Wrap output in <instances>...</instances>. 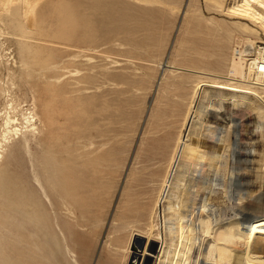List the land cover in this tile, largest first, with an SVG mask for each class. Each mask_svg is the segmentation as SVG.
Here are the masks:
<instances>
[{
    "label": "rangeland",
    "instance_id": "rangeland-1",
    "mask_svg": "<svg viewBox=\"0 0 264 264\" xmlns=\"http://www.w3.org/2000/svg\"><path fill=\"white\" fill-rule=\"evenodd\" d=\"M224 2L42 0L25 15L24 0L8 6L0 0V115L12 105L20 126L32 115L37 119L0 152V183L6 186L0 195V264H132L135 253L148 248L144 237L139 250L133 235L142 225L124 224L140 218L146 191L165 172L180 130L188 134L189 126L179 122L183 102L198 85L195 104L203 90L222 94L237 87L213 76L228 78L239 70L237 24L246 21L228 14ZM18 21L38 38L36 64L51 56V71L40 73L34 63L35 71L25 72ZM207 124L195 138L199 146L204 137L210 143L206 134L218 135L219 123ZM61 139L67 140L64 171L80 196L70 212L47 186L41 161L45 143ZM10 192L28 204L39 201L49 225L47 243L38 238L32 217L6 206ZM162 215L163 204L160 235L153 232V251H147L150 264H160L165 246Z\"/></svg>",
    "mask_w": 264,
    "mask_h": 264
},
{
    "label": "bare ground",
    "instance_id": "bare-ground-1",
    "mask_svg": "<svg viewBox=\"0 0 264 264\" xmlns=\"http://www.w3.org/2000/svg\"><path fill=\"white\" fill-rule=\"evenodd\" d=\"M11 1L1 0L4 6ZM41 1L24 0L27 9L23 14L36 9ZM224 5L228 14L246 21L237 24L241 30L237 46L241 53L239 70L228 78L213 76L229 79L237 87L228 89L232 93L222 94L203 90L199 103L195 104L198 85L192 99L183 102L187 107L179 122L182 128L189 126L188 134L185 136L180 130L174 152L165 163V172L153 179L152 187L146 191L143 207L137 211L140 218L124 224L134 227L140 223L142 229L133 235L137 240L145 237L148 243L142 253H135L132 264H150L147 251H153V232L156 230V236L160 235L157 219L162 204L165 246L160 264H264V39L261 37L264 0H225ZM18 22L22 65L31 74L41 46L33 42L38 39L35 32ZM44 59L36 64L40 73L55 67L51 56ZM13 113L10 105L0 115V152L16 136L26 133L25 129L36 125L35 115L20 126ZM207 121H217L219 132L216 138L206 134L210 143L207 146L204 137L203 145L199 146L195 138L203 127H211ZM52 143H45L41 156L47 186L60 194L67 212L75 211L80 196L77 182L64 171L67 140ZM5 187L0 183V195ZM9 194L6 206L22 217H32L38 238L47 243L49 225L40 211L39 201L28 204L20 197L21 193ZM247 211L250 214L246 216ZM206 228H209L207 233Z\"/></svg>",
    "mask_w": 264,
    "mask_h": 264
},
{
    "label": "water",
    "instance_id": "water-1",
    "mask_svg": "<svg viewBox=\"0 0 264 264\" xmlns=\"http://www.w3.org/2000/svg\"><path fill=\"white\" fill-rule=\"evenodd\" d=\"M137 241H138V242H137V243H138V249H139V250H143V248H144V243H145V239H144V237L138 239Z\"/></svg>",
    "mask_w": 264,
    "mask_h": 264
}]
</instances>
